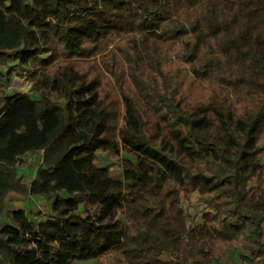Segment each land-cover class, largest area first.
<instances>
[{"label": "trees", "instance_id": "16d2710c", "mask_svg": "<svg viewBox=\"0 0 264 264\" xmlns=\"http://www.w3.org/2000/svg\"><path fill=\"white\" fill-rule=\"evenodd\" d=\"M0 264H264V0H0Z\"/></svg>", "mask_w": 264, "mask_h": 264}, {"label": "rangeland", "instance_id": "374dc122", "mask_svg": "<svg viewBox=\"0 0 264 264\" xmlns=\"http://www.w3.org/2000/svg\"><path fill=\"white\" fill-rule=\"evenodd\" d=\"M17 82H29V86L25 85H20L17 82L15 83V87L22 90V91H29L33 82L30 78L28 77H21L17 76ZM101 156L105 160V162L111 164L113 167L120 168L121 167V160L120 157L117 156L114 153L110 152H100ZM43 159V153L42 152H35V153H29L26 155V164L25 166H21L20 168V173L25 175V178L28 180H31L35 174H36V169L40 165ZM11 200H12V205H17V206H24L27 208L33 207L35 209H42L45 211H50L51 210V203L49 200L44 198L43 196L40 195H29L25 196L17 192H13L11 194ZM188 205V204H187ZM202 203L198 201L197 199L194 201L192 205H190L191 209L195 212L200 211L202 208Z\"/></svg>", "mask_w": 264, "mask_h": 264}, {"label": "bare ground", "instance_id": "6f19581e", "mask_svg": "<svg viewBox=\"0 0 264 264\" xmlns=\"http://www.w3.org/2000/svg\"><path fill=\"white\" fill-rule=\"evenodd\" d=\"M17 83L20 84V85H25L26 87L29 86V82H27V83H25V82H21V83L17 82Z\"/></svg>", "mask_w": 264, "mask_h": 264}]
</instances>
